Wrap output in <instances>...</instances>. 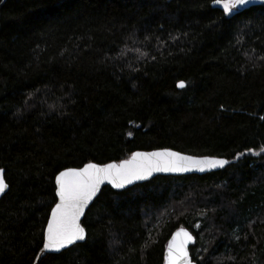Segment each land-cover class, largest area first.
<instances>
[{"label":"trees","instance_id":"trees-1","mask_svg":"<svg viewBox=\"0 0 264 264\" xmlns=\"http://www.w3.org/2000/svg\"><path fill=\"white\" fill-rule=\"evenodd\" d=\"M262 57L264 4L0 0V264H165L180 228L197 264H264ZM158 149L230 164L106 187L84 243L41 251L61 171Z\"/></svg>","mask_w":264,"mask_h":264},{"label":"snow or ice","instance_id":"snow-or-ice-1","mask_svg":"<svg viewBox=\"0 0 264 264\" xmlns=\"http://www.w3.org/2000/svg\"><path fill=\"white\" fill-rule=\"evenodd\" d=\"M214 2L222 6L226 16H232L238 13L240 9L247 8L256 2L264 4V0H214ZM176 86L184 89L187 85L180 81ZM183 162L198 166L201 171H203L205 164L212 167H223L228 163L226 160H208L207 158L196 160L193 157L180 156L179 153L164 151L134 153L131 161H124L119 165L108 164L101 167L90 163L83 168H69L60 172L56 177V196L60 202L52 209L41 251L59 252L66 246L85 239V230L81 227L79 218L105 180L115 188H122L125 184L132 183L133 179L146 178L153 171H187L189 164ZM7 187L4 170L0 169V195L4 194ZM185 236L187 239H191L190 234L185 233ZM169 247L170 249L173 248L171 244ZM170 257L169 264H182L183 260L187 258L184 246H177L170 253Z\"/></svg>","mask_w":264,"mask_h":264},{"label":"water","instance_id":"water-1","mask_svg":"<svg viewBox=\"0 0 264 264\" xmlns=\"http://www.w3.org/2000/svg\"><path fill=\"white\" fill-rule=\"evenodd\" d=\"M259 5H262L260 4L259 2H256V3H253L249 6H247V8H242L239 10V12H242V11H245L253 6H259ZM180 89V88H179ZM164 151H168V152H173V153H179L180 156H183V157H193L195 158L196 160H205L206 158L208 160H226L228 161L227 164H225L223 167H220V166H216V167H212L210 166L209 164H205L203 166V171L200 170V168L198 166H195V165H191L189 164V162H183L185 164H189V167H188V170L187 171H153L149 176H147L146 178L144 179H140V180H136V179H133L132 183L130 184H125L124 187L122 188H115L113 187L112 184L108 183L107 180H105L104 183H102L100 186H99V189L98 191L96 192L95 196L92 198V200L88 203L87 207L84 208V211H83V214L80 216L79 218V223L81 225V227L84 228L85 230V239L82 240V241H77L76 243L72 244V245H68L66 246L65 248L61 249L59 252H56V251H44L45 253H50V254H59L63 251H66L68 250L69 248L77 245V244H80V243H84L87 239V231L85 229V227L83 226V220L86 216V214L88 213L89 209L92 207V205L94 204V202L96 201V199L98 198V196L100 195V193L102 192V190L106 187H111L112 189L116 190V191H124V190H127V189H130L138 184H143V183H146L148 181H151L152 179L158 177V176H187V175H205V174H209V173H213V172H217V171H220V170H223L225 169L229 164V160L225 159V158H221V157H213V156H196V155H191V154H187V153H183V152H180V151H177V150H174V149H158V150H152V151H136L134 153H154V152H164ZM133 153V154H134ZM133 154L130 158L126 159V160H123L121 162H110V163H107V164H97V163H91V164H97V165H100L101 167H103L104 165H108V164H121L122 162L124 161H131L132 158H133ZM138 160L140 158H137ZM90 164V163H88ZM87 165V164H86ZM85 166V165H84ZM83 166V167H84ZM81 167V168H83ZM79 169V168H77ZM4 170V169H3ZM67 170V169H66ZM65 171V170H63ZM61 171V172H63ZM60 174V173H59ZM58 174V175H59ZM57 175V176H58ZM56 176V177H57ZM4 179H5V182L7 183L6 181V178H5V170H4ZM55 183H56V180H55ZM8 187L7 189L5 190L4 194L0 195V201L1 199L8 193L9 191V184L7 183ZM56 190H57V185H56ZM59 198L57 197V203H59ZM55 204V206H56ZM55 206L53 208H55ZM52 213V211H51ZM51 213H50V217L49 219L51 218ZM46 229H47V226H46ZM45 229V231H46ZM185 233H188L190 234L191 236V239H187V237L185 236ZM196 241H197V238L196 236L187 228H180L178 229L177 231H175L172 236L170 237L169 241H168V244H167V247H166V250H165V264H169V260H170V253L179 245H183L184 246V251L186 253V259L183 260L182 264H197L196 261L193 260V257L191 255V247L196 244ZM170 244L173 246L172 249H170Z\"/></svg>","mask_w":264,"mask_h":264},{"label":"rangeland","instance_id":"rangeland-1","mask_svg":"<svg viewBox=\"0 0 264 264\" xmlns=\"http://www.w3.org/2000/svg\"><path fill=\"white\" fill-rule=\"evenodd\" d=\"M222 7V6H221Z\"/></svg>","mask_w":264,"mask_h":264}]
</instances>
